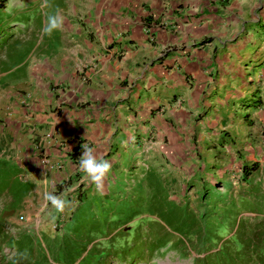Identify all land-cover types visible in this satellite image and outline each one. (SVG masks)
<instances>
[{
    "label": "crops",
    "instance_id": "obj_1",
    "mask_svg": "<svg viewBox=\"0 0 264 264\" xmlns=\"http://www.w3.org/2000/svg\"><path fill=\"white\" fill-rule=\"evenodd\" d=\"M47 5L0 0L1 9L27 10V34L14 32L4 40L0 33V158L17 170L11 178L21 185L16 196L24 209L67 179L70 184L56 194H108L115 156L177 150L186 138L180 131L193 114L210 109L213 89L224 98H255L244 104L250 107L247 127L264 130V0H47ZM57 10L64 17L62 30L44 35L46 16ZM235 116L241 129L242 117ZM256 138L264 149V134ZM83 143L111 163L103 191L85 174L73 177L80 172L81 153L71 159L70 151ZM44 222L33 221L40 244H46ZM30 227L25 222L24 232ZM54 233L46 235L47 244L57 239Z\"/></svg>",
    "mask_w": 264,
    "mask_h": 264
},
{
    "label": "rangeland",
    "instance_id": "obj_2",
    "mask_svg": "<svg viewBox=\"0 0 264 264\" xmlns=\"http://www.w3.org/2000/svg\"><path fill=\"white\" fill-rule=\"evenodd\" d=\"M26 14L25 8H0L4 40L14 32L28 33ZM228 91L234 95V90ZM222 93L213 89L210 109L203 106L204 112L201 107L200 113L193 114L180 131L186 138L177 150L170 146L159 154L137 156L120 152L115 156L114 184L109 185L108 194L85 196L82 190L80 199V192H74L68 197L73 206L63 213L41 195L24 209L16 196L21 185L11 178L17 170L0 158V260L26 251L31 257L44 254L49 264L56 263L54 246L28 243V238L34 241L38 237L33 221H45L40 230L47 244L46 235L54 233L52 223L59 232L66 231L69 221L89 211L110 223L101 233L93 229L88 244H99L110 253L129 244L138 249L137 254L124 258V264H200L219 247L227 245L234 252L236 244L264 240V149L256 145V135L264 130L247 127L251 122L245 110L250 107L244 105L256 101L224 98ZM235 115L242 117L241 129ZM252 162L257 167L243 180L241 168ZM83 174L80 170L73 177ZM32 210L36 217L26 214ZM19 215L32 225L28 235L23 233L25 222ZM30 247L35 249L29 252ZM108 262L120 263L112 256ZM77 264L91 262L84 258Z\"/></svg>",
    "mask_w": 264,
    "mask_h": 264
},
{
    "label": "trees",
    "instance_id": "obj_3",
    "mask_svg": "<svg viewBox=\"0 0 264 264\" xmlns=\"http://www.w3.org/2000/svg\"><path fill=\"white\" fill-rule=\"evenodd\" d=\"M81 149V146L73 147L70 151V158L75 159L76 156L82 152ZM256 167V162H252L249 165L243 164V167L241 168V178L245 180L256 169ZM69 184V179L57 183L54 185L52 191L57 193L62 187ZM81 194L82 192L80 193V199L82 198ZM108 222L110 223L105 217H97L93 212L89 211L81 216H76L74 220L69 221L66 231L62 230L61 232H58L55 223L53 231H55L54 234L57 235V239L54 241L50 240L48 244H45L46 246L51 245L55 248L57 257L55 261L56 263L54 264H77L78 261L84 260V258H89L91 264H109L108 259H110V256L118 259L120 262L119 264H124V258L133 255L138 251V249L132 247L131 244L114 249L112 253L101 248L99 244H88L91 239L88 236L89 233L92 232L93 229H95L97 233H101L104 228L103 226ZM28 234L29 233H26V235ZM82 241L83 243H81ZM28 243H34L38 246L41 245L38 238L34 241H31L28 238ZM236 245L237 247L234 252L230 251L227 245L217 248L209 255L208 259H203L200 264H264V240L258 242L252 240L246 244ZM40 247L38 248L41 249ZM32 249L35 248L30 247L28 251L30 252ZM40 255V257H31L28 253L27 259H19L17 255H15L7 260H0V264H40L39 262H42V264H49L45 259L46 256L44 254Z\"/></svg>",
    "mask_w": 264,
    "mask_h": 264
},
{
    "label": "clouds",
    "instance_id": "obj_4",
    "mask_svg": "<svg viewBox=\"0 0 264 264\" xmlns=\"http://www.w3.org/2000/svg\"><path fill=\"white\" fill-rule=\"evenodd\" d=\"M45 6L47 0H45ZM64 25V17L57 10L53 14L46 16L45 24L42 29L44 35L51 36L55 31L62 30ZM82 152L79 156V168L88 177L89 182L95 185L98 191H103L106 178L111 172V163L102 155H97L96 149L88 143L82 144ZM45 199L48 201L58 213H63L73 206L64 193L56 194L54 191L45 193ZM55 225V224H54ZM28 253L25 251L18 254L19 259H27Z\"/></svg>",
    "mask_w": 264,
    "mask_h": 264
},
{
    "label": "built area",
    "instance_id": "obj_5",
    "mask_svg": "<svg viewBox=\"0 0 264 264\" xmlns=\"http://www.w3.org/2000/svg\"><path fill=\"white\" fill-rule=\"evenodd\" d=\"M220 1H224V0H220ZM40 162H41L42 164L45 165V164L48 163V160H47V158L44 156V157L40 158ZM18 218H19V219H22L23 217H22L21 215H19Z\"/></svg>",
    "mask_w": 264,
    "mask_h": 264
}]
</instances>
